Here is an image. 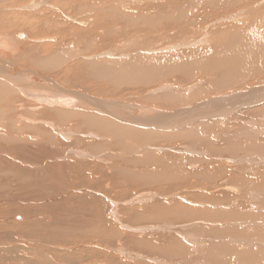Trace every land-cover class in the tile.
I'll use <instances>...</instances> for the list:
<instances>
[{
  "label": "rangeland",
  "instance_id": "rangeland-1",
  "mask_svg": "<svg viewBox=\"0 0 264 264\" xmlns=\"http://www.w3.org/2000/svg\"><path fill=\"white\" fill-rule=\"evenodd\" d=\"M94 1L97 3L95 4L96 7L88 6L87 9L82 7L84 10L81 9L83 13H81L80 21L77 15L73 14V5L67 0H29L22 3V5H18L19 7L15 6L12 8L9 7L7 10H1L2 12H0V15L5 23V27L0 33V69H3V74H0V80L10 84L16 89L20 90L22 88L27 92H25L24 96L22 95L21 97L17 95L12 101H9L10 107L21 106L16 109V113L14 112L11 113L10 116L7 115L0 118V131L8 133L9 130L6 126L8 124L7 119L11 118L10 121L15 120V129L21 130L22 132L19 133V135L21 138L25 139L16 144L25 145L27 147L36 143L38 137L46 139L47 134L54 131L58 137V143H49L51 146L60 148L65 152L64 143L65 141L67 143V140L62 137V128L64 125L57 128V125L52 121L35 119L30 116V114L40 113L44 109L43 104L37 102L38 99L34 97L35 95L28 93L30 87L37 86L36 88L38 89L46 87L51 89L50 82L53 81V83H55L53 90H56L58 95L52 99L53 102L51 98L48 99L52 104L43 102L44 104L62 107L74 112L85 113L96 110L97 113H101L98 112V109L94 108V103L98 104L102 102L99 103V105L106 108H108V106H106L105 102L112 103L118 106V109L114 106V109H112L113 112L109 111L110 113L108 116L112 119H116V121L119 120L124 124H128L127 126L131 128H142L140 124L127 120L131 117L140 118L142 116L151 117L153 115L155 116V114H165V116H169L171 119L168 118L169 120H166L167 122H165L164 126H158L156 130L167 132L164 134L169 136L178 134L188 126H195V129H197L198 146L196 148H191V144L189 143L190 139L187 138L184 140L183 138L181 140L177 139L175 141L170 138H164L165 142L162 140L153 144H144L145 147L143 145L137 146L135 148L136 150H133L134 152L132 151V159L147 160V158H149L150 161L141 165L137 162L130 166L131 169L127 168V166L125 168V165H123L124 167H121L127 170L129 174L125 172L124 169H121L125 174L122 171L121 174L123 173L124 175H118V171L114 168L116 160L113 159L114 162L112 161L111 164L107 162L109 159H106V161L104 160L112 155L115 157V154L117 160H120V158L127 155V152L121 149L107 150L101 139L92 136L91 133L94 132L92 129L87 130L83 127H77L80 128L77 131L78 134H73L74 136L71 142H75V139H84L86 142H79L80 146L75 148L74 146L69 147L66 151V155L71 153L70 156H75L73 153L78 149L80 153L82 151L84 154L88 155L85 159H78L80 160L79 162L87 163L85 165L86 168H84L87 172L93 164H96L102 166L104 171L107 172L109 176L111 175L113 177L109 178L107 174H105L106 176L104 174H99L96 178L92 176H83L84 179L86 178L85 181L91 182L92 185L96 187L97 197L93 198V200L79 202L80 206L78 204H71L70 201H68V203H66L68 208L74 211L62 212L61 214L57 213L58 215L55 214V218H51L49 214L45 213L27 215L28 213L26 211L31 213V211L33 212L36 208H41L43 204L48 203V199L42 201L45 194L53 195L59 193L60 190H64V188L66 189L68 186L67 184L70 183V181L72 183L73 180V176H70L69 179L67 177L71 174V170L67 171L66 169H60V171L58 167H53V165L50 166L51 163H49L50 168L53 167L55 170L57 169L53 171L56 175L59 174L58 178H54L55 175H53V173L39 176L35 173L34 176L32 172H34L33 169L35 165H33L31 158L43 157L42 152H44V150L31 152L32 154L30 152H23V160H21L20 166L22 163L23 166L26 167V172L19 176L17 175L19 172L17 171L18 169L12 167L11 170L10 168H5V170H3V175H0V177L5 175L6 179L9 180L2 181L0 184V219H4L2 222L0 220V230H2L0 231V236L7 238L15 237L18 239L16 242L17 244L13 246L11 244L9 245L8 241H5V243L8 244L6 246L8 251L14 250L15 247L23 248L19 255H22L25 260L27 259L26 264H37L40 260L43 261L45 256L46 260L51 261V264H211L205 261L204 258L208 250L209 242H212L217 248V250L212 253L213 255L217 252L218 256H221L222 252L219 249H223L224 247L226 249L228 248L226 250L227 252H225L227 254L225 260L229 264H241L236 256L245 251L246 253H250L251 251L253 257L257 255L256 257H258L259 261L254 264H264V258H260L261 256L264 257V245H258L261 242L264 243V239L260 240V234L257 233L260 232L262 236L264 235V150L256 149L248 151L246 149V147L253 143H258L264 147V114L254 117L251 115H243V111H240V109L242 110V108L246 107L249 109L254 108V110L264 108V75L254 77L249 83L245 84L244 88H246L243 89L241 95L245 94L246 97H244V95L242 99H240L241 97L239 98L240 101L244 100V103L247 101L245 106L239 105L238 103L235 105L226 103V99L231 100L229 98L231 94H227L228 92H223V94L222 92L210 93V91H214L209 88V84H206V75L201 76L204 75L199 72V69L202 67L201 65H198L199 69L196 70V76L192 77L190 80L181 77L180 73H175L154 85L151 84V86L129 84L123 87L122 85L119 87L120 89L116 90L115 94L126 96V103L113 102L116 98L101 97V95L93 91L94 86H108V83L104 80H98L94 83V79L91 80L90 78L87 87L66 82L69 75L67 74V70H70L71 65L77 62L82 64V67L86 63L102 62L104 60L124 62L132 60L134 57L161 59L162 57L166 58L174 55L182 59L188 54L203 56V54L212 53V43L214 41L219 40L220 42H224L227 35L232 34L233 30L247 31V33L250 34H256L258 30L260 31L259 33H263L264 20L262 17L264 16V1ZM63 2L67 3L64 4ZM76 2L77 1H73V4L75 5ZM108 5L110 6L109 8L112 7V10L108 8ZM0 6L2 7V5ZM113 7H115V9ZM250 8L253 9L255 15L250 13ZM88 11L91 14H89ZM102 11L107 15V18L104 13L101 14ZM50 12V22L45 21V16L50 14ZM116 12H119L123 18H116V16H114L118 15ZM177 13H182L183 17L175 19V16H178L176 15ZM127 17L131 19H127ZM189 18H192V20H187ZM104 19H107L106 23L109 24L108 26L106 25L107 27L105 26L106 23L102 21ZM109 19L110 22L108 21ZM180 24L181 26L183 25L182 28H179L181 27ZM202 28H207L206 32H202ZM73 31H78L80 35L74 34ZM20 35H22L24 39L21 40L19 38ZM25 35L27 37H25ZM212 37L216 40H213ZM193 42H197V44L193 45ZM28 46H35V48L37 47V49L43 50L44 54L49 51H58L57 49H62V47L65 46H70L74 53L76 49H81L83 53L71 57V59L67 61H61L59 63L60 66L57 64L58 67L56 66L54 69L52 67L51 73L46 74L37 67L30 66L29 59L18 55H21L24 51L27 52L29 50ZM86 47L90 49L89 52ZM84 48H86V51ZM73 55L74 54H72V56ZM30 72H32V74ZM78 72L80 76H83L81 71ZM16 74L18 76H16ZM18 77H23L22 81H18ZM209 77H212V75ZM170 80L172 81L171 83H176L173 85L174 88L163 90V92L161 91V93L158 94L152 92L154 88L156 89L166 83L170 84ZM193 84H201L198 85V88L203 86V90L207 94H210L203 96V98H200V95L197 99L191 100L192 102L184 106H178V108L168 110L167 112H165V110H157L155 105L144 102L143 98L156 97V95L160 96L161 94L175 92L179 89L183 90L184 94H187L186 96L189 98V96L193 94L194 89L188 91L187 87ZM62 88L63 90L75 92L76 94L67 93L68 95L66 96L68 97H65L63 93L64 95L61 96L59 93L62 92ZM49 92L50 91H41L44 96ZM52 94L49 93V95ZM78 95H81V97ZM77 98H79V100H76ZM89 98L91 100H89ZM92 98L97 101L93 102ZM14 100L18 101L15 102ZM215 102H219L223 107L216 105V108H213L215 107ZM150 107H152V109ZM155 107L156 110L153 109ZM235 107L237 108L235 109ZM187 109H189L190 112L187 111ZM120 110H125V112H121ZM237 110L240 111L241 114H233L237 112ZM122 113L124 116H120ZM175 113H181V117L177 116L175 117L176 119L172 118ZM122 117H125V119L123 118L124 121L121 120ZM67 123L71 130H74L77 126L76 119L69 120L66 124ZM4 124L5 127H3ZM154 128L155 127L149 126L143 129L151 130ZM221 129H224V132ZM88 132L90 133L88 134ZM110 138L112 139V136H108V141H111ZM62 139L64 141H62ZM225 139L233 140V144H227ZM209 142L211 145L214 144V147L218 148V153L221 152L219 156L217 153L214 154L210 152V147L207 145V143L210 144ZM16 144L11 142L10 145ZM81 144L85 148H81ZM228 145L235 149L237 146L242 147L244 145L245 147H242L239 151L230 152L227 151ZM100 147L101 149H99ZM88 152L91 153L89 154ZM91 154L92 156H90ZM66 155L64 154L63 157L67 161ZM150 155L153 156V161L150 159ZM57 157L59 159L58 161H63L62 156ZM15 159L16 155L13 156L11 161ZM156 161H162L166 165L162 162H158L159 164H157ZM74 163H77V161H74ZM0 168L2 170L3 167ZM126 173L134 177L135 181L130 182L131 178L126 176ZM181 176H184V178ZM159 178H161V180ZM179 178L182 179V181ZM42 179L43 181H40ZM154 179H157L158 182ZM76 180L77 179H74L73 181ZM152 180H154V184ZM252 180H254L257 184L256 186L260 188L257 195L253 194V189H255L253 187L255 186L250 184ZM142 181L152 183L153 185H143ZM37 182H40V185H38ZM8 184L9 186H7ZM176 184H180L177 186L178 188L169 191V187ZM235 186H240V189ZM72 191L73 190L70 189L69 192ZM78 192L84 194L86 190L78 189ZM250 193L252 194L250 195ZM69 195L70 194H66V198H68ZM3 198L5 200H3ZM48 198L51 199V202L55 201V198L52 196ZM214 199L216 202H214ZM72 207L77 208L72 209ZM174 208L178 209L179 215H183V213H180L179 209L184 211L186 208V212L192 211L193 214L195 212L210 214L216 218H199V214L193 219L177 218V215L169 214ZM2 212L5 216H3ZM219 214L221 216L226 215L227 218L221 219L220 216L218 218L217 215ZM34 219L42 220L45 222L44 224L52 222L53 228H55L57 232H63L61 237L64 240H66V236L69 238L68 241L73 239V234H75L79 236L80 239L87 241H83L79 244H57L54 246V249L57 250L58 257L54 256L48 249L50 245L45 243L44 240L22 234L23 232H28L31 228L35 231L39 229L40 223H29V221ZM67 226L68 229L65 230ZM3 228H5V232ZM45 228L46 229L43 231L47 230L48 226L45 225ZM219 228L225 230L224 232H237L236 234H231V236L226 237V239H228L226 240V246H223L220 242L221 239L219 240V234L216 238L213 235L214 230H219ZM69 231L73 233H69ZM107 231L110 232V236L109 234L107 235V233L105 234ZM239 234L244 238L241 239ZM248 238L255 239L257 243L253 241L250 244L248 241L252 240ZM256 239H258V241ZM136 243H139V247H137ZM164 246L170 249L167 250ZM179 246L182 248L179 249ZM257 247L258 249L259 247L263 249L261 251L258 249L256 250ZM176 248L178 250H176ZM160 249L161 253L159 252ZM162 249L164 251H162ZM32 250L33 252H31ZM233 250L236 251V254L229 253ZM168 251L172 253L170 252L168 254ZM259 252H262V255H260ZM9 255L12 256V254ZM42 256H44V259H42ZM62 256L64 259L59 258ZM68 259H70L72 263L69 262L70 260ZM16 260H10L6 264H23Z\"/></svg>",
  "mask_w": 264,
  "mask_h": 264
},
{
  "label": "bare ground",
  "instance_id": "bare-ground-1",
  "mask_svg": "<svg viewBox=\"0 0 264 264\" xmlns=\"http://www.w3.org/2000/svg\"><path fill=\"white\" fill-rule=\"evenodd\" d=\"M27 1H29V0H0V5H2V7L0 6V12H2L1 10H7L9 7L12 8V7H15V6H18V5H22V3L27 2ZM67 1H69L73 5V9H74L73 14L74 15H77L79 21L81 20L80 19L81 18V15H82L81 13H83L81 11V9L82 10L87 9L88 6L89 7L90 6L96 7L95 4H97L96 1H94V0H67ZM73 1H77L75 3V5L73 4ZM45 3H46V1H45ZM63 3L66 4L67 2L66 3L63 2ZM6 4H12V5H6ZM109 5H108V8L110 7ZM82 7H84V9ZM113 8L115 9V7H113ZM109 9L112 10V7L109 8ZM249 10H250V13L252 15H255L254 14L255 12L253 11V9L250 8ZM51 12H50V14H48V15L45 16L46 17L45 18V21L50 22L49 20L51 19V17L49 19V15L51 16ZM88 13H89V11H88ZM103 13H104V11L101 12V14H103ZM117 13H118V15H114V16H116V18H119V19L120 18H123L122 15H120L119 12H116V14ZM52 14H53V12H52ZM89 14H91V13H89ZM176 15H178V16H175V19L176 18L178 19V18L183 17L182 16V13H177ZM111 17H112V15H111ZM106 18H107V15H106ZM127 19H131V18L127 17ZM262 19L264 20V16L262 17ZM104 20H102V21L104 23H106L107 22V19L105 21ZM132 20H133V18H132ZM187 20H190L191 21L192 18H189ZM39 21H40V19H39ZM108 21L110 22V19ZM182 21H183V19H182ZM4 24L5 23H4V21L2 19V16H1V18H0V33L2 32V30L5 27ZM106 25L108 26L109 24L106 23L105 26ZM180 26H181V24H180ZM182 26L179 27V28H182ZM201 30H202V32L203 31L206 32L207 28H202ZM257 32L258 33L255 32L256 34H253V33L250 34V33H247V31L233 30L232 34H228L227 35V38L224 40V42H220L219 40L214 41V42L212 41L213 42L212 43V49H213L212 53L211 54H203V56L202 55H195V54H193V55L192 54H188L186 57H183L182 59H180V58L175 57L174 55H172V56H169V57H166V58L162 57L161 58L162 60L159 59V58H148V57L135 58L134 57V58H132V60H128V61H124V62H118L117 60L116 61L115 60H112V61L111 60H104L102 62L101 61H97V62H93V63H86L82 67H81L82 64H80L79 62L73 63V65H71V67H70V70H67V74H69V75H68V78H67L66 82H70V83L75 84V85L79 84L81 86L87 87V84H88L90 78H91V80L94 79L93 80L94 83L97 82L98 80H104V81H106L108 83V86H106V85H105L106 87L105 86L103 87V85L102 86H98V87H95L94 86L93 87V89H94L93 91L95 93L101 95V97L103 96V97H110V98H114V99L116 98V100H114L113 102L126 103V101H127L125 99L126 96H121V94H115L116 90L120 89L119 87H121L122 85H123V87H124V85L128 86L129 84H131V85L132 84L133 85L139 84V85H142V86H151V84L154 85L155 83H158V82L164 80L165 78H167L168 76H171L172 74H175V73H180L181 77H183L184 79L190 80L192 77L196 76V73H197L196 70L199 69L198 65H201L202 67H201V69H199L200 70L199 72L202 73V74H204V75H201V76H205L206 75V77H205V78H207L206 84H209L208 85L209 88L214 91V92H211L210 91V93H219V92H222V94H223V92H226V93L228 92L227 94H231V97H229L231 100L226 99V103H228L229 105L230 104L231 105H235L236 103H238L239 105L241 104V105H244L245 106L247 104L246 103L247 101H245V103H244V100L243 101H240L239 100L240 97H241L240 99H242V97L245 95V94L244 95H241L243 89L246 88V87L244 88L245 84L249 83V81L252 80L254 77L263 76L264 75V31H263V33H259L260 31L257 30ZM74 34L80 35L78 33V31L77 32L75 31ZM25 37H27V36L25 35ZM19 38L21 40L24 39V37L22 35H20ZM212 39H213V37H212ZM213 40H216V39H213ZM1 42H2V40H1ZM195 44H197V42L196 43L193 42V45H195ZM24 45H25V43H24ZM86 48H87V50L89 52L90 49H88V47H86ZM86 48H84V50ZM168 48H170V47H168ZM71 49L72 48L70 46H65V47H62V49H57L58 51H56V50L55 51H49L48 53L44 54L43 53V50L41 51V50L37 49V47L35 48V46H33V47L30 46L29 47V50L27 52L24 51V53H22L23 55L22 54L21 55L18 54V55L21 56V57H25V58L29 59L28 61L30 62V66L37 67L38 69L42 70L44 73L50 74L51 73V70H52V67L54 69V67H56L57 64H59L61 61H63V62L64 61H67V60L71 59V57H74L76 55H79V54L83 53V51L81 49H76L75 53ZM39 51H41V52H39ZM92 51H96V50H92ZM72 54H74V55L72 56ZM106 54H107V52H106ZM137 57H142V56H137ZM59 66H60V64H59ZM78 71H81V73L83 74V76H80L78 74L79 73ZM30 73L32 74V72H30ZM0 74H3V69H0ZM75 74H76V76H75ZM23 75H24V73H23ZM35 75H37V74H35ZM211 75H212V77H209ZM16 76H18V75L16 74ZM14 77H15V75H14ZM25 77H26V75H25ZM22 79H23V77H18V81H22ZM46 82H47V80H46ZM171 82L172 81L170 80V84L166 83V84L161 85L160 87H158L156 89L154 88V90H152V92L158 94V93H161V91L163 92V90L174 88L173 85L176 84V83L173 84ZM196 82H198V81H196ZM21 84H22V82H21ZM54 84L55 83H53V81H51L50 82L51 89L50 88H47V87L46 88H42L44 90H42L40 88L39 89L36 88L37 86L36 87L35 86L34 87H32V86L30 87L29 86L30 87V91H28V93H30L31 95H35L34 97L36 99H38L37 102L43 104V107H44V109H43L42 112L37 113V114L36 113H33V114H30V116L32 118H35V119H45V120L52 121L55 125H57L56 126L57 128H60L61 125L62 126L64 125L63 128H62L63 129L62 130L63 131L62 132V134H63L62 137H64L65 140H67V143H66V141L64 143L65 152L62 149H60V148H55V147L51 146V144L49 143V142L58 143V140H57L58 137L56 136V134L54 133V131L51 132V133H49V134H47L46 139H44L42 137L41 138L38 137L37 138L38 141L36 143L32 144V145H29V147H27L25 145L16 144L17 142L23 141L25 139L21 138L20 135H19V133H21L22 131L15 129V127H16L15 126V124H16V121L15 120L10 121L11 118H8L7 119L8 124L6 126H7V129L9 130L8 133L7 132H1L0 131V167H3L2 170L0 168V170H1L0 175H3V172H4L3 170H5V168H7V169L10 168V170H11L12 167L18 169L17 171H19V172H18L17 175H19V176H20V174L22 175L23 173L26 172V169H25L26 167H24L22 163H21V166H20V162H22L21 160H23L22 159L23 152H30L31 153V152H37V151H43L44 150L45 153L42 152L43 153V157H41V158L40 157L39 158L38 157L31 158L33 165H35L34 166V169H33L34 172H32V175L34 174V176H35V173H36L37 176L42 175V174L45 175V174L53 173V175H55L54 178H56V177L58 178L59 177L58 176L59 174L56 175L55 172L53 171V170H55L53 167L56 166V167H58L59 170L60 169H63V170L66 169L67 171L68 170H71V172L70 171L69 172L72 175L69 174V176H67L68 179L70 178V176H73V180L74 179H77L76 181H73L72 180V183L70 181V183L67 184L68 186L66 185L67 186L66 189L64 188V190H60L59 193H55L53 195L52 194H45V196L42 198V201H44L45 199H48L49 200L48 203L43 204V206H41V208H36L35 210H33V212L31 211V213H29L28 211L25 210L28 213L27 215H31V214H43V213H45V214H49L51 218H55V214H57V213L61 214L62 212H65L66 213L68 211L73 212L74 210L69 209L68 206H67V204H66V203H68V201H70L71 204H78L80 206V203L79 202L93 200V198H96L97 197L96 189H95L96 187L93 186L91 182L85 181L86 178L84 179L83 176H85V177L92 176V177H95L96 178L97 176H99V174H104V175L107 174V177H109V178L110 177L111 178L113 177L111 175L109 176L108 173L104 171V168L102 166H99V165H96V164H93L89 168V171H88L89 173H88L84 169V168H86L85 165L87 163H85V162L84 163L83 162H79L80 160H78V159H83V158L85 159V157H87L88 155L84 154L82 151L80 153L79 152L80 150L78 151L77 148H76L77 150L75 152L73 151L74 152L73 154L75 156H72V155L70 156L71 153L69 155L68 154L66 155V151L69 149V147L74 146V148H75V147L80 146L79 145V142H82V141L84 143L86 142V140H84V139H81V140L80 139L79 140L78 139H75V142H71L72 141V138L74 136L73 134H78L77 131L80 128H77V127H83V128H85L87 130L88 129H92L94 131V132L91 133L92 136L96 137L97 139H101V141H103V143L105 144L104 147L107 148V150L108 149L109 150H111V149L112 150H114V149L115 150H120L121 149V150H124V152H127V155H125L122 158H120V160H117L116 154H115V157L112 155V156H109V157L107 156L108 158H105V160L103 159L104 161H106V159H109V161L107 160V162H110V164L112 163V161L114 162V160H116V162L114 163L115 164L114 165V168L118 171L117 172L118 175H124L125 172H127V170H125L124 168L121 167L123 165H125V168H126V166H127V168H130L131 165L136 164L137 162H139L140 165H141L143 163L146 164V162L150 161L149 158H147V160H144V159H142V160L135 159L134 160V159H132V155H131L132 154V151L133 150L135 151L136 150L135 148L137 146H142V145L144 146V144L146 145L147 143L148 144H153V143H156V142L162 141V140L165 142V139L164 138H170V139H173L174 141L177 140V139L178 140L179 139L181 140L183 138V140H184L185 138H187V139H190V142L189 143L191 144L190 145L191 148H196L198 146L197 145V134H196V130L197 129H195V126H190V127L188 126V127L184 128L182 131H180L178 134L169 135V136H167L166 134H164V133H167V132H160V130H156V127H158V126L163 127L164 124H165V122H167L166 120L171 119V118H169V116H165V114L164 115L155 114V116L153 115L151 117L142 116L140 118L139 117H136V118L131 117V118L127 119V120L130 121V122L138 123V124H140L142 126V128H133V127L131 128V127L127 126L128 124H124L123 122H120L119 120L116 121V119H112V118H110L108 116L109 113H110L109 111H112L113 112L112 109H114V106H115L116 109H118L117 108L118 106H116V105H114L112 103L110 104V103L105 102L106 103V106H108V108L99 105V103H102V102H99L98 104H95L94 103V108L98 109V112H101V113H97L96 110L95 111L92 110L91 112H85V113H83V112H74L72 110H67V109L62 108V107L49 106L48 104H44L43 102L51 103L48 99L51 98V101H52V99L55 98L56 95H58L56 93V90L55 91L53 90L54 89ZM198 85H201V84H193L192 86L187 87L188 88V91L191 90V89H194L193 94L191 95L192 97L189 96V98L186 96L187 94L186 95L184 94V91L183 90H180L179 89L178 91H175V92H170V93H167V94H161L160 96H158V95L155 94L156 97H149V98H143V99H144V102L145 103L150 104V105L151 104L152 105H155L157 107V110H160V111L161 110H165V112H167L168 110H174V109L178 108V106H182V105L184 106L185 104L192 102L193 100L197 99L200 95H201L200 98L201 97L203 98V96H206V95H209L210 94V93L207 94L203 90V88H204L203 86H201L200 88H198ZM136 87H138V86H136ZM254 90H256V89H254ZM259 90H261V89H259ZM41 91H45V92L50 91L49 93L50 94L53 93V94L52 95H49V93H48L46 96H44V94L41 93ZM61 91H62L61 93H59V92L58 93L61 94V96L65 94V97H68L66 95H68L70 93L76 94L75 92H71V91H68V90L67 91L66 90H63V88H62ZM144 91H145V89H144ZM25 92H27V91H24L22 88L20 90L19 89H16L13 86H11L10 84H8V83L0 80V118H2L4 116H7V115L10 116L11 113H14V112L16 113V109H18V107H20L21 105H18L17 107H10L9 106V103H10L9 101H12V99H14L17 95H20L21 97H22V95L24 96L25 95ZM167 92H169V91H167ZM262 93H263V91H262ZM59 96H57V97H59ZM78 96L81 97V95H78ZM244 97H246V95ZM61 100H62V98H61ZM76 100H79V98H77ZM89 100H91V99L89 98ZM14 101L17 102L18 100H14ZM81 101H82V99H81ZM92 101L95 102L97 100H95L94 98H92ZM33 103H35V102H33ZM207 104H208V102H207ZM214 104H215V107L212 106L213 108H216V105H220V107H223V106H221V104L219 102L218 103L215 102ZM214 104H212V105H214ZM89 106H91V105H89ZM48 107H50V108H48ZM156 107L153 108V109L156 110ZM150 108L152 109V107H150ZM184 108H186V107H184ZM228 108H230V107H228ZM236 108L237 107H235V109ZM246 108H242V110L240 109V111H243V113H242L243 115L245 114V115H251V116H254L255 117V116L264 114V108L263 107H262L263 109H259L258 108L257 110H254V108L253 109H249V108L246 109ZM122 109H125V108H122ZM179 109H181V108H179ZM125 110H122V111L125 112ZM192 110H194V109H192ZM217 110H219V109H217ZM238 110H237V112H234L233 114H236V113L237 114L238 113L241 114L240 111H238ZM120 111H119V113H120ZM187 111L190 112L189 109H187ZM213 111H214V109H213ZM123 113L120 114V116H124ZM180 114L175 113V114H173V117L172 118L176 119L175 117H177V116L178 117L179 116L181 117ZM221 114H223V113H221ZM123 118L125 119V117H122L121 120L124 121ZM72 119H76L77 120V126L75 127L74 130L69 129L68 123L66 124L67 121L72 120ZM117 119H118V117H117ZM211 122H212V120H211ZM149 126H152V127H155V128L154 129H151V130H149L150 128L149 129H143V128H148ZM3 127H5V124H4ZM215 127H217V126H215ZM168 129H169V127H168ZM221 130H223V132H224V129H221ZM38 133H39V131H38ZM89 133L90 132H88V134ZM207 134H208V132H207ZM104 135H107V136H104ZM108 136H112V139L110 138L111 141H108L109 140L108 139ZM63 139H62V141H64ZM45 141H48V142H45ZM166 141H168V140H166ZM225 141H227V144H229V145H232L233 144V140L231 141V140H228V139L226 140L225 139ZM11 142L12 143H15L16 145H10ZM207 145L210 147L209 149H210V152L211 153L213 152L214 154L217 153L218 156L220 155L219 153H221V152H219V153L217 152L218 151L217 150L218 148L217 147H214V144L211 145V143L210 144L207 143ZM82 147L85 148L81 144V148ZM242 147L244 148L245 146L243 145ZM242 147L237 146V148L235 149V148H232V146H229L227 148V151H230V152H233L234 151V152H236V151H239L240 149H242ZM263 148L264 147L262 145H259L258 143H253L252 145H249L248 147H246V149L248 151L249 150H256V149L257 150H264ZM99 149H101V147ZM64 154L67 157V161L63 157ZM15 155H16V159L14 161H11L13 159V156H15ZM57 156H60V157L62 156L63 157V161H58L59 159H58ZM90 156H92V154ZM117 156H119V155H117ZM75 157H77V158H75ZM149 157L153 161V156L150 155ZM73 158H74V160H73ZM88 158H90V157H88ZM16 160L18 161V163H17ZM74 161L75 162L77 161V163H74ZM162 161H158V162L161 163ZM24 162H27V161H24ZM71 162H73V163H71ZM158 162H157V164H159ZM49 163H51L50 166L53 165L52 168L49 167ZM154 164H155V162H154ZM163 164H165V163H163ZM167 165H168V163H167ZM50 169H52V170H50ZM121 169H124L125 172L123 170H121ZM122 171L124 172V174L123 173L121 174ZM127 173H126V176H129L128 175L129 173L128 174ZM193 175H196V174H193ZM209 175H210V173H209ZM3 177H4V180H3ZM3 177H0V184H1L2 181H9V180L6 179L5 175ZM129 177L131 178L130 179L131 181L129 180L130 182H134L135 181L134 177H132V176H129ZM146 178H147V176H146ZM182 178H184V176ZM242 178H244V177H242ZM245 178H247V177H245ZM137 179H139V178H137ZM159 179L161 180V178H159ZM154 180L156 182H158L157 179H154ZM154 180H152V183L154 182ZM180 180L182 181V179H180ZM40 181H43V179L40 180ZM238 181L240 182L239 179H238ZM39 183L40 182H37L38 185H40ZM152 183H147L145 181H142V184L143 185L146 184V186L147 185L150 186V184H152ZM250 184L252 186H255V187H253V188H255V189H253V192H254L253 194L254 195L255 194L257 195L258 194V190L260 188H258L256 186L257 184H256V182L254 180H252L250 182ZM178 185H180V184H178ZM178 185L176 184L174 186L169 187V191L176 190L178 188L177 187ZM226 185H227V183H226ZM7 186H9V184ZM108 186H109V184H108ZM237 187L240 189V186H237ZM70 189L73 190V191L72 192H69ZM78 189L86 190V193H84V194L79 193L78 192ZM1 192L4 193L3 191H1ZM74 192H76V193H74ZM66 194L67 195L70 194L68 198H66V196H65ZM251 194L252 193H250V195ZM62 195H64V196H62ZM49 196L54 197L55 198V201L54 202H51V199L48 198ZM4 198H3V200L7 199L8 196H7V198H5V199ZM9 199H10V197H9ZM214 202H216L215 199H214ZM99 206H100V204H99ZM76 208L72 207V209H76ZM97 208H98V206H97ZM185 209H184V211L181 210V209H179L180 213H183V215H181V214L179 215L178 209H176V208H174L172 211H170L169 214L175 215V216L177 215L176 216L177 218H183V219H193V218H196L195 216L197 214H199V216H198L199 218H206V219H208V218L209 219L216 218V217H213V215H210V214L196 213V212L193 214L192 211L186 212ZM96 210H98V209H96ZM164 211H166V210H164ZM2 214H3V216H5V214L3 212H2ZM175 216H174V218H175ZM217 216H218V218L220 216L221 219L227 218L226 215L225 216H221L219 214ZM230 217H232V216H230ZM0 220H1V222L4 221L3 218L0 219ZM35 222L40 223V226H39V229L38 230L35 231L33 228H31V229L28 230V232H23L22 234L25 235V236H32V237H36L38 239L44 240L45 243H47V244L50 245L49 248L48 247L47 248L53 253L54 256H57L58 257V252H57L56 249H54V246L57 245V244L58 245H67V243L68 244H79V243H81L83 241H87V240L80 239L79 236H76L75 234H73V237H74L73 239H71V240L68 241L69 238L66 236V240H64L61 237V235H62L63 232L62 233H60L59 231L57 232V230H55V228H53L54 226L52 225V222H48L47 224H44L45 222L42 221V220L34 219V220L29 221V223H35ZM45 225L48 226V228H47L48 231L47 230L43 231L44 229H46L45 228ZM70 226H71V224H70ZM34 227H36V226H34ZM67 229H68V226H67V228L65 230H67ZM4 230H5V228H3V231ZM0 231H2V230H0ZM224 231L225 230H223L222 228H219V230L216 229V231L214 230V232H213V235L215 236V238L218 237V234H219V240L221 239L220 242L222 243L223 246L226 244V240H228V239H226L227 236H231V234H236L237 233V232H232L231 233L229 231L228 232H224ZM262 231H263V229H262ZM69 233H73V232L72 231H69ZM106 233H107V235L109 234V236H110V232L107 231V232H105V234ZM257 233L260 234V237H261L260 240L261 239L263 240L264 239V235L262 236V234L260 232H257ZM8 237H9V235H8ZM239 237L241 239L244 238V237L241 236V234H239ZM169 239H171V238H169ZM248 239L249 240H252V241H248V242H250V244H251V242L255 241V239H250V238H248ZM17 240L18 239H16L15 237L14 238H7V237L0 236V264H6L10 260H16V258L21 263L26 264L27 259L25 260V258L22 255L21 256L19 255L21 253L20 251L23 248H16V247L14 248L13 247L14 250H11V251L9 250L8 251V249L6 247L8 244L5 243V241H8L9 245L11 244L13 246V245H16L17 244L16 243ZM132 240H134V239H132ZM256 240L258 241V239H256ZM143 243H144V241H143ZM262 244L264 245L263 242L259 243L258 245H262ZM136 245H137V247H139V243H136ZM142 247H143V245H142ZM165 248H167V247H165ZM177 248H176V250H178ZM181 248L182 247L179 246V249H181ZM147 249H148V246H147ZM168 249H170V248H167V250ZM227 249L225 247L223 249H219L222 252V253L220 252L221 253V256H218L217 252L215 253V255H213L212 253L215 250H217V248L214 246V244L212 242L211 243L209 242L208 250L206 251V255H205V258L204 259H205V261L210 262L211 264H229L225 260V257L227 256V254L225 252H227L226 251ZM257 249H258V247L256 248V250ZM262 249H263L262 247H259L258 250L261 251ZM250 250H252V249H250ZM162 251H164V250L162 249ZM31 252H33V250ZM156 252H158V251H156ZM159 252L161 253V249H160ZM165 252H167V251H165ZM170 252L171 251H168V254ZM175 253H176V251H175ZM229 253H235L236 254V251L233 250L232 252H229ZM259 253H260V255H262L261 254L262 252H259ZM9 254H12V256H10ZM162 254H163V252H162ZM40 255H42V254H40ZM256 256L253 257V255L251 254V251H250V253H248V252L246 253V251H245L244 253H241L240 255L237 254L236 257L239 259V261H240L241 264H254V263H256V262L259 261L258 260V257H256ZM43 257L44 256H42V259H44ZM59 258H63V256L62 257H59ZM171 258H172V256H171ZM254 258H257V259H254ZM260 258L263 259L264 257L261 256ZM68 260H70V259H68ZM23 261H25V262H23ZM69 262L72 263L71 260ZM37 264H51V261L50 260H46V256H45V259L43 261L40 260L39 262H37ZM59 264H61V263H59Z\"/></svg>",
  "mask_w": 264,
  "mask_h": 264
}]
</instances>
